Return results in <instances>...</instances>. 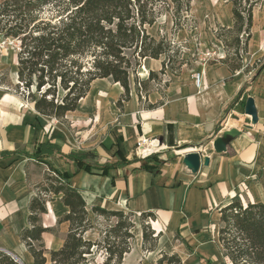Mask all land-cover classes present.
<instances>
[{
  "label": "crops",
  "instance_id": "1",
  "mask_svg": "<svg viewBox=\"0 0 264 264\" xmlns=\"http://www.w3.org/2000/svg\"><path fill=\"white\" fill-rule=\"evenodd\" d=\"M216 20L226 28L233 26L228 4ZM252 20L242 68L231 71L223 59H211L192 70L170 73L163 84L141 91V97L132 83L122 106L116 102L123 88L107 78L93 80L75 110L62 119L39 114L17 89L0 85V251L32 263L20 233L30 226L28 206L37 186L43 184L47 172L56 171L70 174L66 181L79 189L89 218L94 217L95 205L136 215L152 212L155 217L150 223L159 237L157 252H183L186 257L181 264H213L217 255L222 257L219 209L235 195L244 203L264 200V65L244 71L264 56V0L253 7ZM197 31L202 49L224 56L214 27ZM148 60L153 71L161 68L162 58ZM199 71L201 89L193 79ZM248 96L254 99L256 123L244 113ZM235 114L242 116L247 127L237 125ZM228 126L240 129L241 134L227 144L225 152L215 153L212 142ZM140 136L161 137V151L144 159L136 157ZM48 142L59 146L60 152L34 158L37 145ZM177 146L184 149L176 151ZM79 150L95 154L87 159L91 171L77 169L66 157ZM186 150L201 154L195 173L183 164ZM204 155L210 157L208 165L202 163ZM141 164L155 168L142 169ZM103 165L111 166L108 175L101 173ZM61 196L51 194L45 212L39 215L41 225L49 229L41 234L47 250L59 249L69 228L68 221H59L69 211ZM87 233L85 239H96ZM175 238L179 245L173 243Z\"/></svg>",
  "mask_w": 264,
  "mask_h": 264
},
{
  "label": "trees",
  "instance_id": "2",
  "mask_svg": "<svg viewBox=\"0 0 264 264\" xmlns=\"http://www.w3.org/2000/svg\"><path fill=\"white\" fill-rule=\"evenodd\" d=\"M190 0H0V33L19 42L17 51L18 87L29 92L34 108L39 114L62 119L65 113L75 110L78 101L86 95L91 82L107 78L119 83L123 93L116 104L129 99L132 82L141 97V91L148 90V82L157 73L150 70L146 80H138L136 74L142 61L159 59L162 68L174 71L171 63V47L165 37L148 33L161 13V6L172 11L174 25L178 24L179 13L189 8ZM232 0L233 26L219 27L215 32L225 50V57L231 71L243 67L247 53V41L252 27V9L260 0ZM220 30V31H219ZM245 34V37L242 36ZM230 49L232 55L230 56ZM231 60L230 62L228 60ZM264 56L244 71L261 69ZM60 152L53 143H40L32 154L34 158ZM74 161L77 169L91 171L87 159L95 157L90 151H76L66 154ZM121 160L118 164L123 163ZM110 165L102 166V174L108 175ZM142 169L155 166L141 164ZM50 170V169H49ZM47 172L43 184L29 202V227L20 233L32 257L31 264H95L91 261L94 246L98 242L84 238L91 226L85 208V200L79 189L66 181L70 174ZM61 193V201L69 211L59 221H68L69 228L63 245L57 250L44 248L41 234L47 230L41 225L39 215L46 210V201L51 194ZM96 215H122L119 210H106L92 206ZM218 241L220 252L231 264H264V200L246 201L238 195L219 209ZM140 216H154L142 212ZM122 222L117 221L110 228L113 239L105 235L107 257L102 264H120L123 254L129 248L118 243L117 238L129 237ZM143 239L148 234L143 230ZM156 241L155 237L152 239ZM155 243L153 244L154 247ZM152 247V249H153ZM174 259V261H173ZM181 264L177 255L163 254L159 263ZM0 264H19L12 255L0 251Z\"/></svg>",
  "mask_w": 264,
  "mask_h": 264
},
{
  "label": "rangeland",
  "instance_id": "3",
  "mask_svg": "<svg viewBox=\"0 0 264 264\" xmlns=\"http://www.w3.org/2000/svg\"><path fill=\"white\" fill-rule=\"evenodd\" d=\"M232 0H190L189 8L185 11L179 13L178 24L174 25V16L172 11H166L163 6H161L160 16L157 18L154 25L147 28L149 34L154 36H163L166 38L167 42L170 43L171 47V65L174 68V71H179L182 68L185 69H194L196 64L206 63L205 59L206 52L209 48L202 49L199 42V28L209 29L214 27V34L221 27L220 23H217V16H221L222 12L225 10L226 4L232 8ZM242 4H245V0L241 1ZM260 1L258 2L259 5ZM220 31V30H219ZM216 36V34H215ZM245 37V34L242 35ZM19 50V42L14 38H6L0 33V85H11L13 89H17L21 96L25 100H30L29 92H32L34 89L32 86L30 89H26L23 86L18 87L17 79V51ZM210 51V50H209ZM232 49H230V56L232 55ZM247 56V55H246ZM164 59L165 56L161 55L160 59ZM162 63V62H161ZM145 67L148 72L145 73L143 70ZM153 65L149 64V60L145 59L142 61V66L137 71L138 80H146L148 73L152 70ZM156 68V67H154ZM162 68V65H161ZM161 68L155 69L157 73L156 78L148 82V89L157 85L158 83L163 84L170 73L169 69L160 71ZM153 71V70H152ZM16 81V84L14 83ZM133 83V82H132ZM15 84V85H14ZM134 84V83H133ZM11 88V87H10ZM144 93V91H143ZM176 151H180L184 148L179 149L178 146L174 148ZM192 149V148H191ZM190 150H186L188 152ZM192 151V150H191ZM205 153V149L203 150ZM178 154V153H175ZM180 155V153L178 154ZM259 179V178H257ZM252 195V194H251ZM247 198L243 197V199ZM244 202V201H243ZM104 208V207H103ZM106 209V208H105ZM111 210V209H106ZM122 211V215H96L90 218L92 226L88 230V237H96L94 240L98 242V246L93 248V256L90 257L91 261L95 264H102L105 258L108 256L105 251L106 239L105 235L108 232L110 238L113 239V234L109 232L110 228L113 227L117 221H121L123 228H121L119 234L122 235L125 230L129 232V237H119L117 242L122 246L128 247L129 250L126 252L128 254H123V258L120 264H159L157 261L161 258L164 252H157V243L159 240L157 231L152 228L150 223V217H143L136 215L132 212ZM151 219H154L153 217ZM153 226L156 229H159V225L153 223ZM218 222V230H219ZM143 230L147 232L148 238L143 239ZM155 237L156 241L152 239ZM209 241V238H206ZM155 243L154 247L153 244ZM175 245L180 244L179 238L173 240ZM153 247V249H152ZM178 250V249H177ZM159 257L157 258V255ZM168 255V254H167ZM173 255H177L180 260L184 257L183 252L175 251ZM126 258V259H124ZM20 259V258H19ZM23 264L26 263L23 259H20ZM185 260V259H184ZM174 261V259H173ZM204 261V260H203ZM172 262L171 264H174ZM110 264H115L114 260ZM161 264H167L165 261ZM213 264H231L228 260L224 259L220 255L216 256V259L213 260Z\"/></svg>",
  "mask_w": 264,
  "mask_h": 264
},
{
  "label": "water",
  "instance_id": "4",
  "mask_svg": "<svg viewBox=\"0 0 264 264\" xmlns=\"http://www.w3.org/2000/svg\"><path fill=\"white\" fill-rule=\"evenodd\" d=\"M244 113L250 117V122L251 123H256L257 121V110L255 107L254 99L251 96H248L245 102V108H244ZM233 118L237 121V125L239 127L244 126L247 127V125L243 122V118L241 115L235 114ZM241 134V130L234 127V126H228L225 128L221 135L216 137L213 142H212V149L215 153H223L226 151L227 144L234 139L236 136ZM162 138H159V142L161 143ZM209 155H204L202 157V163L203 165H208L209 164ZM183 164L187 167L188 170H190L192 173H195L199 170L200 164H201V154L199 151L195 150H190L188 152H185L183 155ZM10 254L9 252H7ZM15 259L19 262V264H23L21 260L13 255Z\"/></svg>",
  "mask_w": 264,
  "mask_h": 264
},
{
  "label": "built area",
  "instance_id": "5",
  "mask_svg": "<svg viewBox=\"0 0 264 264\" xmlns=\"http://www.w3.org/2000/svg\"><path fill=\"white\" fill-rule=\"evenodd\" d=\"M225 57V54L224 56L221 55L220 52H215V51H208L206 52V55H205V59L208 61V60H211V59H222ZM201 76H202V73L199 71V72H194L193 73V79H194V83L196 85L197 88L201 89L202 85H201ZM153 142H156V145H157V148L156 149H153L151 151H148L146 153H144L142 150H141V147H143L144 145H147L149 143H153ZM161 144L159 142V140L157 138H148V137H145V136H140L138 138V140L136 141V144H135V148H134V155L138 158H141V159H144L152 154H157L161 151L162 149V146L159 145ZM50 173L52 175H55V172L53 171H50Z\"/></svg>",
  "mask_w": 264,
  "mask_h": 264
},
{
  "label": "bare ground",
  "instance_id": "6",
  "mask_svg": "<svg viewBox=\"0 0 264 264\" xmlns=\"http://www.w3.org/2000/svg\"><path fill=\"white\" fill-rule=\"evenodd\" d=\"M161 145V144H159ZM157 148V145H156V142H153V143H149L147 145H144L143 147H141V150L146 153L148 151H151L153 149H156Z\"/></svg>",
  "mask_w": 264,
  "mask_h": 264
}]
</instances>
